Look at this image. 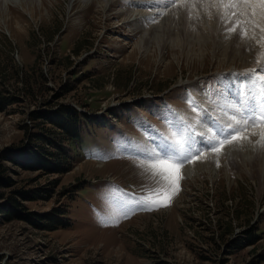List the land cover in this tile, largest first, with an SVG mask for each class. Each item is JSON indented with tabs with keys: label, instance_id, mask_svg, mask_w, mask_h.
<instances>
[{
	"label": "rangeland",
	"instance_id": "obj_1",
	"mask_svg": "<svg viewBox=\"0 0 264 264\" xmlns=\"http://www.w3.org/2000/svg\"><path fill=\"white\" fill-rule=\"evenodd\" d=\"M27 1L31 12L0 0V94L17 98L0 110V209L13 215L0 211V264H264L258 151L188 178L184 169L215 154L203 148L166 206L138 203L156 181L137 165L172 132L201 146L230 122L228 104L246 89L235 92L246 82L236 75L264 61V33L235 37L219 0ZM241 40L249 62L224 60ZM58 106L82 115L80 140H61L69 168L16 164L28 144L42 145L37 134L63 137L29 114ZM54 209L57 227L40 220Z\"/></svg>",
	"mask_w": 264,
	"mask_h": 264
},
{
	"label": "snow or ice",
	"instance_id": "obj_2",
	"mask_svg": "<svg viewBox=\"0 0 264 264\" xmlns=\"http://www.w3.org/2000/svg\"><path fill=\"white\" fill-rule=\"evenodd\" d=\"M156 3L175 6L177 0H156ZM219 3L224 8L221 19L225 23L235 18V23L228 29L229 31L235 32L239 27L242 37H247L248 27L253 30L259 28L260 32L264 33V25L255 19L257 16L264 18V0H219ZM241 5L244 6L243 9ZM257 8L259 12L256 11ZM257 65L256 69H249L245 74L246 91L243 96L228 104L235 114L230 116V122L213 135L209 142L194 146L196 141L192 136L185 137L183 131L172 132L171 142L165 148L150 153L146 159L137 161L138 167L144 173H150L156 181L155 187L145 186V194L139 198L138 203L152 206H166L170 203L171 195L178 191V181L183 178L181 170L184 165L206 158V153L203 151L205 147L217 156L226 147L244 142L264 147V61L258 60ZM256 127L260 128L259 133L256 131L249 133V129ZM257 135L259 136L257 141L250 138Z\"/></svg>",
	"mask_w": 264,
	"mask_h": 264
},
{
	"label": "trees",
	"instance_id": "obj_3",
	"mask_svg": "<svg viewBox=\"0 0 264 264\" xmlns=\"http://www.w3.org/2000/svg\"><path fill=\"white\" fill-rule=\"evenodd\" d=\"M88 46L87 44H85ZM76 49L73 50L74 53L77 52ZM65 87V86H64ZM65 89V88H64ZM26 94L30 96H33V89H30L29 87H26ZM16 96L12 94H0V110L4 109V106L7 104L14 102L16 100ZM49 99H45L43 104L45 102H48ZM59 107V106H58ZM49 112L51 114H48L47 112H41V113H35V112H29V114L32 116L33 119L35 118H41L43 122L49 123L52 126L56 127L60 135L63 137L58 138L57 134H54L55 132H52L51 134L46 131V134L44 136L37 134L35 137L36 141H39L42 145H36V144H28L27 150L22 152L23 160L25 162H19L17 159L12 158L16 164H20L21 166H28V167H35V166H41L42 168H45V170L48 169H55L56 171L60 172L64 169L69 168L68 162L66 160H69L68 152L64 145L61 144L62 139H66L68 143L71 142L72 139L79 140L80 139V123L79 120H82V115L76 111L71 106H60L59 108L55 107L53 111L49 109ZM53 113V114H52ZM92 121V120H90ZM43 144L45 146H43ZM50 148V149H49ZM36 151V155H35ZM32 155V157L29 154ZM34 159H27L29 156ZM38 156V157H37ZM33 161V162H31ZM40 168V167H39ZM1 212H3L7 218H12L13 216L8 210L6 209H0ZM62 214V212L58 211L57 209H54L50 212V216L41 217L40 219L43 223H46L47 225H53L57 227V225H61L62 223H56L57 216ZM53 216L55 219H53ZM56 221V222H55ZM54 227V228H55ZM51 228V227H48ZM227 232V231H226ZM254 234L248 235L240 244H246L248 242L254 241Z\"/></svg>",
	"mask_w": 264,
	"mask_h": 264
},
{
	"label": "bare ground",
	"instance_id": "obj_4",
	"mask_svg": "<svg viewBox=\"0 0 264 264\" xmlns=\"http://www.w3.org/2000/svg\"><path fill=\"white\" fill-rule=\"evenodd\" d=\"M9 0H4V2H2V4H4L3 5V7L4 6H6L7 7V4H9V3H12L14 6H19V8L20 9H22V10H25V11H29L30 10V12L31 11H33V7L34 6H25V3H27L28 1L27 0H10L9 2H8ZM80 1H82V2H88L89 0H80ZM102 3L104 2L103 0H100ZM186 2V1H185ZM85 3V4H86ZM187 3V2H186ZM189 3V2H188ZM182 5H184V4H182ZM6 7H4V8H6ZM204 7V6H203ZM1 9V8H0ZM187 10H189L190 11V8H186ZM188 11V12H189ZM197 11V10H196ZM2 12H3V10H2ZM6 12V11H5ZM188 12H187V14H188ZM190 12H192V11H190ZM195 12V11H194ZM7 13V12H6ZM196 13V12H195ZM186 14V13H185ZM184 15V14H183ZM190 15V14H189ZM192 15V14H191ZM188 16V15H187ZM176 17H177V15H176ZM186 17V16H185ZM6 18V16H4V18H3V21H4V19ZM178 18V17H177ZM176 18V19H177ZM184 18V17H183ZM188 18V17H187ZM259 18V17H258ZM187 20V19H186ZM186 20H182V21H186ZM264 21V20H263ZM4 22H6V21H4ZM184 22H183V24H184ZM261 22V21H260ZM176 23V22H175ZM197 23V22H196ZM175 28V27H174ZM229 28V27H228ZM184 29H186V28H184ZM183 29V30H184ZM259 30V29H258ZM185 31V30H184ZM257 31V30H256ZM183 32V31H182ZM186 33H187V31H185ZM238 33H236V36L235 37H238V36H240L241 38H242V36L240 35V31L238 30L237 31ZM185 33V34H186ZM261 33V32H260ZM255 34V33H254ZM187 35V34H186ZM256 38V37H255ZM230 42H231V40H230ZM232 43H235V39H232ZM253 44V43H252ZM251 44V45H252ZM243 47V50L241 51V50H239L238 51V49H237V51L236 52H234V54H232L231 56H228V57H224L223 59L224 60H235L236 58L240 61V62H249V61H247V59L248 58H250V57H248L250 54H247V52L246 51H250V46H249V44H248V42L247 41H244V40H241V41H239V46H238V48L239 47ZM256 52V51H255ZM245 91H246V89H244ZM243 91V90H242ZM240 94V93H239ZM243 96V93H241L240 94V96H239V98L238 99H236V100H239L241 97ZM258 98V97H257ZM222 121L223 122H226V118L224 119L223 117H222ZM198 129H200V127L198 128ZM259 131H260V129H257V133H259ZM253 141H257V140H259V136L257 135V136H251L250 137ZM261 149H263V147H261L259 144H253V143H247V142H244L243 144H239V145H237V144H234L233 146H229V147H226V149L219 155V156H217L216 154H211L210 155V159L209 160H207L206 162H203L204 164H200V165H198V166H188L186 169H184V172L186 173L185 175L186 176H188V178H195V177H198L199 176V174H201V173H207V172H209V173H211V174H215L216 173V171H217V169H218V167H217V160L218 159H220L221 161H225L226 160V158L228 157V156H230V155H232V157H233V159L235 158V159H238L239 157L240 158H242L243 160H246L248 157L250 158V157H252L253 156V150H256V151H258V155L260 156V158H262V162H264V152L263 151H261ZM261 151V152H260ZM90 160H93V159H91L90 158ZM203 165V166H202ZM216 165V166H215ZM260 177H262L261 179H262V181L264 182V164L262 165V169L260 170Z\"/></svg>",
	"mask_w": 264,
	"mask_h": 264
}]
</instances>
